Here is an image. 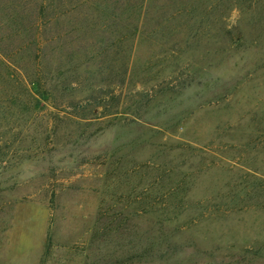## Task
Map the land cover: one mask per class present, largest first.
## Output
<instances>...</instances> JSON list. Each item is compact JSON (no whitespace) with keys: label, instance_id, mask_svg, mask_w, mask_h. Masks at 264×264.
Returning a JSON list of instances; mask_svg holds the SVG:
<instances>
[{"label":"rangeland","instance_id":"obj_1","mask_svg":"<svg viewBox=\"0 0 264 264\" xmlns=\"http://www.w3.org/2000/svg\"><path fill=\"white\" fill-rule=\"evenodd\" d=\"M125 2L0 0V264H264V0Z\"/></svg>","mask_w":264,"mask_h":264},{"label":"trees","instance_id":"obj_2","mask_svg":"<svg viewBox=\"0 0 264 264\" xmlns=\"http://www.w3.org/2000/svg\"><path fill=\"white\" fill-rule=\"evenodd\" d=\"M148 0H126L124 5V14L131 17L132 15H137V21H141L147 12ZM126 20H128V18ZM131 26V23H128ZM135 29L138 25L134 26Z\"/></svg>","mask_w":264,"mask_h":264}]
</instances>
